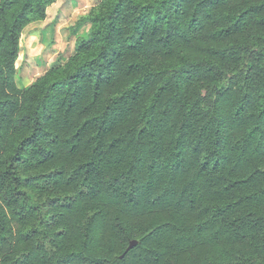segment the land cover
Listing matches in <instances>:
<instances>
[{"label": "trees", "instance_id": "obj_1", "mask_svg": "<svg viewBox=\"0 0 264 264\" xmlns=\"http://www.w3.org/2000/svg\"><path fill=\"white\" fill-rule=\"evenodd\" d=\"M55 1L0 0V264H264V0H100L20 87Z\"/></svg>", "mask_w": 264, "mask_h": 264}, {"label": "rangeland", "instance_id": "obj_2", "mask_svg": "<svg viewBox=\"0 0 264 264\" xmlns=\"http://www.w3.org/2000/svg\"><path fill=\"white\" fill-rule=\"evenodd\" d=\"M99 1L56 0L48 7L45 20L24 29L17 60L16 81L20 87L31 85L55 61L70 55L76 38L87 35L89 28L80 19Z\"/></svg>", "mask_w": 264, "mask_h": 264}, {"label": "water", "instance_id": "obj_3", "mask_svg": "<svg viewBox=\"0 0 264 264\" xmlns=\"http://www.w3.org/2000/svg\"><path fill=\"white\" fill-rule=\"evenodd\" d=\"M137 243H138V240L133 239V240L130 242V244H129L127 250H129L130 248L134 247ZM123 256H124V254L121 255V257H123Z\"/></svg>", "mask_w": 264, "mask_h": 264}, {"label": "crops", "instance_id": "obj_4", "mask_svg": "<svg viewBox=\"0 0 264 264\" xmlns=\"http://www.w3.org/2000/svg\"><path fill=\"white\" fill-rule=\"evenodd\" d=\"M87 26H89V24L87 25ZM88 30V29H87ZM75 47V46H74ZM74 47H73V49H74ZM73 51V50H72Z\"/></svg>", "mask_w": 264, "mask_h": 264}]
</instances>
